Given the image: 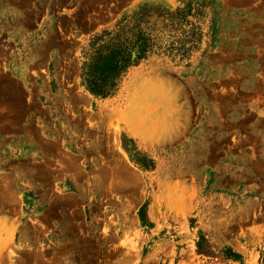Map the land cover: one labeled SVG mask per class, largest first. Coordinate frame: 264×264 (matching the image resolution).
Instances as JSON below:
<instances>
[{"label":"rangeland","instance_id":"374dc122","mask_svg":"<svg viewBox=\"0 0 264 264\" xmlns=\"http://www.w3.org/2000/svg\"><path fill=\"white\" fill-rule=\"evenodd\" d=\"M143 3L158 45L90 93ZM0 264H264V0H0Z\"/></svg>","mask_w":264,"mask_h":264},{"label":"trees","instance_id":"16d2710c","mask_svg":"<svg viewBox=\"0 0 264 264\" xmlns=\"http://www.w3.org/2000/svg\"><path fill=\"white\" fill-rule=\"evenodd\" d=\"M152 10L160 12L162 8L143 3L113 26H105L90 35L82 49L79 71L80 83L90 93L101 97L112 94L113 79L158 45L151 33Z\"/></svg>","mask_w":264,"mask_h":264}]
</instances>
